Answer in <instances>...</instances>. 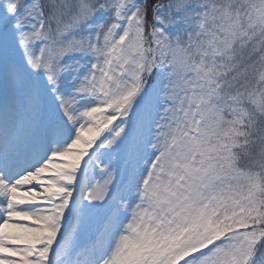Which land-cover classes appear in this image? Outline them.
<instances>
[{
    "label": "snow or ice",
    "instance_id": "snow-or-ice-1",
    "mask_svg": "<svg viewBox=\"0 0 264 264\" xmlns=\"http://www.w3.org/2000/svg\"><path fill=\"white\" fill-rule=\"evenodd\" d=\"M0 264H264V0H0Z\"/></svg>",
    "mask_w": 264,
    "mask_h": 264
}]
</instances>
